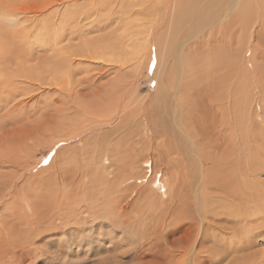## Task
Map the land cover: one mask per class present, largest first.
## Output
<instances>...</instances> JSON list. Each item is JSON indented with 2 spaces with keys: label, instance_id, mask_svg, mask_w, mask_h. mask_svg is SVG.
<instances>
[{
  "label": "rangeland",
  "instance_id": "rangeland-1",
  "mask_svg": "<svg viewBox=\"0 0 264 264\" xmlns=\"http://www.w3.org/2000/svg\"><path fill=\"white\" fill-rule=\"evenodd\" d=\"M159 1L0 0V264L184 260L172 200L264 166V5L215 53ZM210 197L207 264H264V225L231 238Z\"/></svg>",
  "mask_w": 264,
  "mask_h": 264
},
{
  "label": "bare ground",
  "instance_id": "bare-ground-1",
  "mask_svg": "<svg viewBox=\"0 0 264 264\" xmlns=\"http://www.w3.org/2000/svg\"><path fill=\"white\" fill-rule=\"evenodd\" d=\"M167 1H170L171 3L173 1L175 3V0H167ZM177 1H178L177 2L178 4H176V7L178 8V11L176 10L177 15L175 14L173 15L176 16V19H180L184 16L189 21L188 30L185 31L183 34L182 32H180L179 34L180 36L182 35L181 37H179L180 41H183L185 43L186 41H190L192 44H194L195 42H197L194 40L198 38V42H200L199 44L200 46H202L204 49H210V51L212 50L215 53L219 51L220 48V46H218L219 44L220 45L225 44V42H227L228 40L230 41V38L228 39L225 36H222L224 30L229 32V30H231L237 22L239 23V25H241L239 28H243L242 26L243 24L244 27L247 28L245 32L241 31L242 32L241 35L243 37L246 36L249 28L248 21L251 18L250 16L252 15L250 11L253 1L255 3L260 2L264 5V0H205L202 5H200L201 0H196L197 2L195 0H177ZM162 3L164 4L165 2ZM166 5H164V13L168 15L170 9L169 3L166 2ZM258 7H259V11L261 13H264L262 7L260 5H258ZM170 11L172 10L170 9ZM261 13L256 17L258 18L260 15H262ZM260 20L261 19H259V21ZM181 22L182 20L180 19L179 22H177L176 24L177 31L179 30L181 31L182 29ZM240 39L241 36L238 37V34L233 35L232 40H235V42L237 41L239 43L241 41ZM219 53L222 52L219 51ZM204 167L205 166H203V168ZM257 167H259V169L256 172ZM253 168H255V171ZM241 172L245 177L243 178L237 177L238 172L235 174V171L232 172L227 171L226 175L219 181L220 182L219 184L213 183L212 185L209 186L207 185L206 189L205 188L203 189V186L200 185L199 187L196 188V191H194L193 185H191L192 187L190 188L187 187L188 189L187 192H185V198L180 200L177 198L178 199L177 201L172 200V203H174V205L176 206L175 207L176 212L173 214L171 220V222L173 221L172 224L175 225L176 222L177 223L182 222L187 225L185 230L186 231L185 237L183 236L184 238L182 239L181 238L177 239L174 237L171 242V243L173 242L177 243L179 241L181 244H183L184 260L181 261L163 260L161 262L159 261V264H207L206 262L207 260H216L217 258L218 259L220 258V257H215L216 254L219 253V251L218 253H216L214 249L213 251L210 250L212 248L208 244L209 243L208 231L209 228L212 226V224L215 223L214 220H212L211 218L213 217L211 215L212 210L208 209V206H206V204L208 205L207 203L208 201L205 204L206 198L208 196L210 197V195L213 197V202L214 203L217 202L216 205L218 206L216 207V210H220L219 207H222L225 208L227 212H229V214L231 212H234L233 213L234 220H231L228 217L230 216L229 214L227 215V217H224L220 213H217L218 215L214 214L215 216H218L217 218H215V220L217 219L218 221L216 222V225L223 230L222 232L227 231L229 235H231V238H235L236 240H243V235L245 234L248 235V232L251 231V228L257 230L264 225V216H263L264 214H261L262 211H264V180L260 179V176L262 175V173H264V166L252 165L250 169H244V171ZM248 173H250V175L247 178L246 176ZM202 179L203 182L204 180H207L208 174H205L204 172L203 175L201 176V180ZM206 195L207 197L204 198ZM122 210L126 212L127 211L126 206ZM213 210L215 209L213 208ZM240 211L244 213L239 214L238 212ZM225 213L226 211L224 210V214ZM133 222L134 221L132 220L130 225ZM229 222H232V224H230ZM247 224L249 225V227H247L245 231L244 228H246ZM235 232L237 233L235 234ZM213 234H212L213 235L212 238L217 236V233H213ZM246 240H248V238ZM244 247L247 248L248 245L242 246L240 244L238 246H233V247L229 246L227 247V251L228 253H238L241 250H243ZM226 252H224V254H226ZM240 259L243 260L244 257H240ZM252 260H256V257L253 258Z\"/></svg>",
  "mask_w": 264,
  "mask_h": 264
}]
</instances>
